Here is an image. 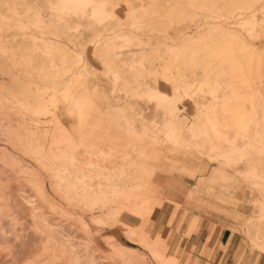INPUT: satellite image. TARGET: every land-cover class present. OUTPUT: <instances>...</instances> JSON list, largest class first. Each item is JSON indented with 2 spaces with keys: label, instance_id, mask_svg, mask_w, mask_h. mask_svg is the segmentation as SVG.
Segmentation results:
<instances>
[{
  "label": "rangeland",
  "instance_id": "374dc122",
  "mask_svg": "<svg viewBox=\"0 0 264 264\" xmlns=\"http://www.w3.org/2000/svg\"><path fill=\"white\" fill-rule=\"evenodd\" d=\"M49 257L264 264V0H0V264Z\"/></svg>",
  "mask_w": 264,
  "mask_h": 264
},
{
  "label": "bare ground",
  "instance_id": "6f19581e",
  "mask_svg": "<svg viewBox=\"0 0 264 264\" xmlns=\"http://www.w3.org/2000/svg\"><path fill=\"white\" fill-rule=\"evenodd\" d=\"M152 93V92H151ZM156 94H157V92H154L153 94H152V96H156ZM22 191V190H21ZM24 191V190H23ZM24 194V193H23ZM43 197H44V195H43ZM21 198V197H20ZM44 199V198H43ZM24 200V199H23ZM45 200H46V198H45ZM44 200V201H45ZM31 201V200H30ZM29 200H26V202L27 203H29V205H32V207H33V209H34V211H35V206L33 205V204H31V202H30ZM30 210V209H29ZM42 213V212H41ZM37 216H40V215H37ZM43 221H45V220H43ZM47 221H48V219H47ZM47 223V222H46ZM46 225V224H45ZM41 232H43V231H41ZM53 233V232H52ZM54 239V238H53ZM70 248H72V247H70ZM120 249V248H119ZM64 252V251H63ZM128 252V251H127ZM43 253V252H42ZM40 255V254H39ZM54 255V254H53ZM60 255V254H59ZM62 255V254H61ZM63 256V255H62ZM61 256V257H62ZM42 257V256H41ZM48 257V256H47ZM50 258V257H49ZM39 259V258H38ZM60 259V257L58 258V260ZM56 260V258L54 259L53 258V261H55ZM53 261H51V258L49 259V260H47L46 262H42L41 264H50L51 262H53ZM36 263V262H35ZM51 264H53V263H51ZM75 264H78V262L77 261H75Z\"/></svg>",
  "mask_w": 264,
  "mask_h": 264
}]
</instances>
